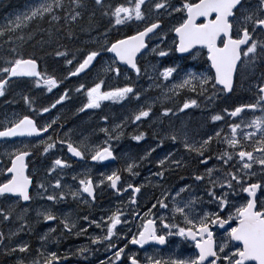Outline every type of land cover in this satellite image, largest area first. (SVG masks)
<instances>
[{"label":"snow or ice","instance_id":"snow-or-ice-1","mask_svg":"<svg viewBox=\"0 0 264 264\" xmlns=\"http://www.w3.org/2000/svg\"><path fill=\"white\" fill-rule=\"evenodd\" d=\"M91 5L90 10L88 0H33L24 10L6 17L0 24V97L21 88L20 98L30 113H13L0 122V141L12 145L3 153L7 163L0 161V176H3L0 180V224L17 225L14 230H0V255L14 257V264H64L69 259L46 247L50 241L59 243L52 236L57 228L49 227L47 233L40 235L39 248L17 239L22 233L31 234L29 216L34 211L37 222L54 221L61 233L67 235L80 236L87 232L78 223L80 220L87 221L89 227L95 225L102 229L101 235L89 237L91 245H103L111 253L107 261L101 260L100 264H264V0H184L180 6L172 0H116L115 3L91 0ZM161 10L168 16L173 13L181 16L171 28L175 34L171 46L161 47L157 43L150 47L153 39L168 40L162 28ZM97 12L108 21L100 33L102 39L91 37V32L97 30ZM86 14L89 17L87 27L81 26L80 31L88 32L98 46L75 51L63 44L53 48L52 55L63 58L62 62L69 66L67 76L61 78L55 69L50 73L42 66L45 63L42 58L25 48L32 42L43 46L58 44L62 38L77 39L76 26L85 20ZM133 22L142 27H137L133 34L109 39L110 33L120 32L123 26ZM106 53L112 54V62L102 69L103 72H111L119 78L122 76L119 65H122L126 72L134 74L136 82H131L132 75H125L127 82L107 86L105 79L98 75L91 85L80 83L75 92L82 93L85 101L79 112L100 109L104 101L135 102L129 120L137 126V133L131 137L137 143L146 141L149 135L139 128L142 123L150 122L154 115L156 99L147 95L153 87L159 88L165 99H171L170 94L179 95L181 90H188L215 103L221 94H234L238 81L247 80L251 81L248 90L252 92V99L231 110H222L233 118L231 121H225L223 114L210 113L213 124L225 121L226 133L224 128H214L202 135L190 134L187 128H170L163 135L157 133L161 138L156 147H162L168 140L181 145L191 157V183L181 177L185 179L183 186L164 188L162 183L158 185L161 189L159 198L142 216L135 208L129 213L117 207L106 220L97 221L89 215L74 217L71 212L57 213L52 209L69 199L85 205L94 204L97 188L105 186L121 195L130 190L128 204L137 206V195L142 186L122 183V173L138 175L135 170L140 164L135 160L126 161L123 169L101 172L97 178L90 172L78 173L72 176L76 182L73 188L62 183L63 173L72 169L73 164L63 158H52L55 157L54 150L58 145H66L71 157L78 161L90 160L95 165L116 161L117 145L113 142L120 141L124 135L126 121L114 127H101L105 136L102 144L91 143L88 138L73 141L70 133L56 134L57 129L63 127L58 119H42L44 113H50L57 105L71 99L69 90H63L49 106L37 108L34 107L32 89L52 93L61 87L64 79L87 74L94 62L99 63L97 58L103 59ZM177 53L179 57H176ZM148 55L172 59V66H161L162 70L156 65L144 67L141 61ZM197 56H206L204 63L210 65L208 72L211 74L187 71L173 59ZM258 68L261 71L256 78ZM144 76L152 83L141 90L139 80ZM195 107H200L198 99L190 98L178 111ZM174 114L171 107H165L162 113L165 117ZM103 120L107 124L109 117L104 116ZM197 135H200L199 139ZM156 147L146 150L140 160H148ZM36 148L50 159L43 177L38 172H29ZM158 165L161 170L154 175L161 181L165 172L188 167L183 158H176L173 153L159 159ZM197 188L202 189L203 196ZM37 197L52 202V205L42 210L33 208L31 202ZM157 205L167 210V214H153L152 209ZM129 216L140 219L130 238L121 227L132 224ZM220 230L224 234L217 237ZM174 237L191 244L193 254L164 255L161 249L151 254L145 251L141 255L129 247L135 245L145 249L146 245H157L171 248L176 243L171 239ZM121 240L125 241L122 247ZM92 251L90 247H82L72 255L87 260Z\"/></svg>","mask_w":264,"mask_h":264},{"label":"rangeland","instance_id":"rangeland-1","mask_svg":"<svg viewBox=\"0 0 264 264\" xmlns=\"http://www.w3.org/2000/svg\"><path fill=\"white\" fill-rule=\"evenodd\" d=\"M20 2H24V3L22 5H20V6H18V7H15L14 9L5 11L0 16V24H2L5 21L6 17H8V16H10V15H12L14 13H18V12L24 10L27 5H29L30 3L33 2V0H27V1L21 0ZM183 2H184V0H172V3L175 4L176 6H180ZM17 5H19V4H17ZM3 9H4V7L0 6V11H3ZM161 12L163 14L160 16V19L161 18L163 19V16L164 17L168 16L167 13L163 12V10H161ZM152 15H153V18H156V14L155 13H153ZM180 16H181L180 13H173L172 16H168L169 23L166 26L167 29L164 31V33H166L168 35V40L166 42L169 44V46H171V40H172V37L174 36L173 34H171V28L178 22V19H179ZM136 23L137 22H135V24ZM141 26L142 25H140L138 23L137 27H141ZM125 32H123V33H125ZM96 36H99V35H96ZM87 41L92 43L91 38H89L87 40H84L83 42H87ZM65 42H66V40L62 38L61 39V43H65ZM83 42H79V43L80 44H86V45L88 44V43H83ZM60 45L61 44H58V46H60ZM153 46H155V45H153ZM40 47L43 50H49V53H46L45 55L39 54L40 57L42 58V60L44 62L46 61L42 66L46 67L50 73H51V71H53V69L56 68L55 69V73L57 72L56 74L61 76V78H63L64 75H67V71H66L67 68L66 69L62 68L63 67V64H62L63 63L62 62L63 58H60V61L62 63L61 62H56L55 65H52V67H51V64L47 63L48 59L55 58L52 55L54 45H48V48H45V46H40ZM161 47H166V46L163 45ZM41 48L33 50V53H35V54L39 53ZM176 57H178L177 54H176ZM173 59H175V63L179 64L182 69H186L187 71L206 72L207 74H210V72H208V69H209L208 66L202 60V56H197L196 58H193V60H188L185 64L180 59H176V58H173ZM155 60L156 61H154V56L148 55V56L145 57L142 65L144 67H148L149 65H156L157 67H160L161 70H162L161 66H172V63H173V60L169 59L167 57H164V58L157 57V59L155 58ZM111 62L112 61H111L110 57L105 55V60L102 63H100L98 65V67L96 66L97 68L96 67L94 68V71L90 74V78H88L89 75H87V76H84V77L83 76L71 77L68 80L64 79L63 83L61 84V87L59 89H54L52 93H48L46 90H40V89L33 88L32 89V96H33V99L35 101L34 107L40 108V107L49 106L52 102H54V100L58 97V95L62 93L63 90H69V96L71 97V100L73 101L72 103H74L78 96L83 95L82 93L75 92V88L78 87L80 83H84L85 85H91L97 79L98 75L102 76L105 79V82H106L107 86H112V85H116V84L122 85L123 83L127 82L124 79L125 75H132V81L131 82L132 83L136 82V77L134 76V74L130 73V72H126L125 71V67H122L120 65L119 66L121 67L122 76L119 77V78L115 77L114 74L111 73V72H103L102 69L107 67ZM74 63H75V61H74ZM189 64H190V66H188ZM259 70L260 69H257V71H259ZM149 72H151V68L150 67H149ZM182 75H183V73H182ZM258 77H259V75L256 76V78H258ZM151 83H152V81H150L147 78V76H144L142 79L139 80V84L141 86V90H144L145 87L147 85L149 86ZM250 84H251V81L247 82L245 85H243L242 88H239V93L242 92V91L243 92L249 91L248 89L250 87ZM17 88H18V90H21V88H19V87H17ZM155 90L158 92L160 89L159 88H155ZM159 93L160 94H157V95H154V96H149V97H151L153 99H156V103H158V102H161V103L178 102L179 100H181L180 96H184L183 102L188 100V99H190V98H193V97L185 96V95H187L189 93H193V92L188 91V90H181L179 95L170 94L171 95V99H165L163 97L161 91ZM36 94H40V95L36 96ZM51 96H52V98L50 99ZM250 96H251V99H252V92H250ZM40 97H44L45 98V101H43V102H45V105L43 103L40 104V102L37 101V99L40 98ZM237 97L238 96H235V97L231 98V100H234ZM82 99H83V102H84L85 101V96ZM83 102L78 104V108H76V106H73V110L71 111L73 113L68 115L69 118H73V116L78 114L77 112L79 110H77V109L80 108V106H81V104ZM110 102H111V104H108V101H104L102 103V105H101V109H102L101 110V116L98 117L100 119V124L97 126L95 123L94 124L92 123L91 127L85 133L87 135H85L84 138H88V140L91 143H94V144H97V145L103 143V141L105 139V136H104V133H102L100 131L101 127H114L115 124L124 123L126 121L125 127H124V133L127 132L130 135V137H132L133 136L132 132H136L137 131V129H134L133 127L130 128V125H132L133 123L129 120L130 114L132 112H134V110H135V107H136L135 102H133L132 104H128L127 102H124V104L114 103L112 101H110ZM149 102H151V101H149ZM228 103L229 102L227 100V104ZM67 106H68V104L65 105V107H67ZM180 106H182V104ZM198 108L199 107H195V108H192V109H194V110L197 109L198 110ZM202 108L203 107L199 108V110H198V112L196 114L197 116H196L195 120H191L190 125H189V122H187L188 118H186L184 115L183 116H175V114H177L179 112L178 109L176 111H174L175 112L174 115H171L170 117H165V116L162 115L163 110H164V108H163V109H161L162 111L158 115H155V116L151 117V124L149 126L152 129L155 130V136H157V133H160V134L163 135L170 128H187L190 134L191 133H199L200 135H202L204 132H211L214 128L216 130H219L220 128L227 129V124L225 123V121H231L233 119V118L228 117L227 115H225V121H220V122H216L215 124H213L210 121V114H208L207 112L203 111ZM65 110H67V108H65L63 111H65ZM63 111H60V112H63ZM185 112H191V111H184V112H181V113H185ZM13 113H15V112H13ZM13 113H9L8 117H11ZM24 113L27 114L26 111ZM153 114H154V111H153ZM207 114H208V121H209V123H211L213 125V127H209L208 124H206V123H208ZM211 114H215V112L213 111V112H211ZM104 116H108L109 117V121H108L107 124H105V122L103 120ZM79 117L80 116L78 115L76 117V119L79 118ZM89 117L93 118V116H89ZM48 119H57V117L56 116L55 117H47L46 120H48ZM85 120H90V119L87 118ZM176 120L178 121V124H177ZM76 122L77 121L73 122V120H71V124H75ZM161 123H162V125H161ZM61 125L63 126V124H61ZM134 125H136V124H134ZM126 129H128V130H126ZM130 129H133V131L131 132ZM74 131H75V129H73L72 131L70 129L69 131L63 132L62 128H59V129H57V133L56 134L59 135V136H64L65 134L70 133L71 134L70 138L73 141H77L72 136V133ZM139 131H140V128H139ZM148 133L151 134L150 131H148ZM200 135H197L196 138L199 139ZM157 137H154V138L157 139ZM130 139L133 141V143H127V144H129L131 147H129V145L126 146V144L121 145L120 141L113 142L114 144L117 143L116 149H117V153H118V161L116 163H114L112 165H106V166L104 165V167H103L104 170L97 171L95 174L93 173V171L91 169H85V170H83V173L84 172H90V173H92L94 178H97V177H99V174L102 171L107 173V172H110L111 170L123 169L125 167V162L126 161L130 163L133 160H135L139 164L140 163H144L145 161L142 162L140 160V157H143V155H144L143 150H147L150 147V145H151V147H156L155 144L157 143V140H154V142H151V144H150L149 143V138L146 139V141H141L139 143L134 141L132 138H130ZM179 146H181V145H176V147H173L171 150L159 151V152L155 153L156 158L152 159V164H157V169L154 172L147 173L146 175L143 174V173L141 174L140 173V170H141L140 167L135 170V171H137L139 173L138 175H135V176H130L127 172H123L127 176V180L125 181V183H132V184H135V183L137 184L138 183L139 185H141V186H143L145 188V191L142 193V195L140 197V200H139V203L135 207L134 206H129V204H128L129 194L122 196L121 199L116 200L114 203L110 202L109 204L106 205V207H102L100 215H102V211H104V214H103L104 220H106L107 219V215L111 211H115V209L117 207H120L125 212H129V213L133 210V208H135L136 210L138 208L139 209H144L148 205V203L151 201L152 197L155 194H157V189L160 188L158 185H160L161 183L163 184L164 188H169L168 186L166 187V179H167L168 176L165 175L164 180L161 181L159 177L154 175V173L161 170L159 168V165H158V160L165 158V156L168 155L169 153H173L176 158H183L184 161L188 158L189 155L186 152L180 151ZM122 147H123V149H122ZM215 147L216 146L214 145V148ZM54 151H57L56 155H58V158H63V159L68 160V158L65 156V145L64 146L58 145L57 146V150L55 149ZM4 152H2L1 155H0V161H2L3 163H4V159L2 157H6L3 154ZM47 160H48L47 158H44V163L45 164H47L46 163ZM37 162L39 163V159H37ZM209 163L211 164L212 162L210 161ZM202 170L203 169H201V171ZM2 179H3V176H0V180H2ZM137 179H142V180L139 181ZM72 186H73V188H75L76 185H72ZM101 190H103V188H101ZM107 190L109 191L108 187H107ZM196 190L199 193V195H201V196L204 195V193H203L201 188H197ZM99 192H100V187H99ZM156 199H157V196H156ZM68 202H69V200L66 201L64 204H62L60 206L62 207L63 205H68ZM85 206L89 207V208H92V209H97L98 208L97 203L89 204V205H85ZM149 207H151V205ZM65 211L71 212L70 210L68 211L66 209H65ZM81 212H83V211H79L78 213L80 214ZM73 213H74V211H73ZM87 215H89V213H87ZM75 216H76V213H75L74 217ZM29 219H32V217H30ZM90 219H94V217H92ZM99 219H101V217H99ZM78 223L81 225L80 221ZM36 224H38V222H36ZM3 225L4 224H0V227H2ZM16 226H17L16 224H7V230H9V229H13L14 230L16 228ZM87 227H89V226L88 225L85 226V228H87ZM100 230H102V229H100ZM101 234H102V232L101 233L97 232V234H93V232H90L89 236L90 237H94L96 235H101ZM52 236L56 239V234L55 233H53ZM82 236H83V234L80 235V236H76L75 234H73V235H71V237L69 239H71V238H73V239H82ZM87 239H88V237H87ZM62 240H64V239H62ZM21 241H26L27 242V240H21ZM60 242H62L61 239H59V248H62V244H64V242H62V243H60ZM82 243L83 242L79 243V245L82 244ZM48 245H54V242L50 241V242H48ZM71 246H73V245H66V247L63 248V252H66L68 250L67 254H68V252L70 254H72V250H70V248H69ZM77 246H78V244H77ZM37 247L39 248V245ZM75 247H76V245L73 246V248H75ZM102 247H103V245H102ZM53 248H54V246H52L51 250H54ZM55 250L58 251L59 249L55 248ZM11 258L12 257H4L2 261L10 260Z\"/></svg>","mask_w":264,"mask_h":264},{"label":"bare ground","instance_id":"bare-ground-1","mask_svg":"<svg viewBox=\"0 0 264 264\" xmlns=\"http://www.w3.org/2000/svg\"><path fill=\"white\" fill-rule=\"evenodd\" d=\"M25 1H27V0H25ZM5 2H6V0H5ZM113 3H115L116 2V0H113L112 1ZM24 2H18V4L19 5H16V7H18V6H20V5H22ZM27 3V2H26ZM6 4H3L2 5V7H4V9H3V11H0V16L5 12V11H8V10H11V9H14V8H6V6H5ZM103 22H101V23H97V24H99V26L97 25L96 26V31H93V32H91V37L93 38H97V37H99V38H102V37H100V33L104 30V28H105V26L107 25V20L105 21V20H102ZM101 25V26H100ZM127 32V31H126ZM125 32V33H126ZM125 33H121V34H125ZM120 33H117V35H119ZM96 35H99V36H96ZM113 36V33H110L109 34V39H110V37H112ZM90 38V36H89V33L88 32H84L83 33V35H82V37H80V38H78V42H83L84 40H87V39H89ZM83 43H88L87 45L86 44H80V45H82V46H84L85 48L84 49H86V50H89V49H92V48H95V47H97L98 45L97 44H95V43H90V42H83ZM90 46V47H89ZM93 46V47H92ZM54 47H59L57 44H55L54 45ZM92 47V48H91ZM38 57H40V55H38ZM78 57H80V56H78ZM46 62V61H45ZM56 62H61L60 61V57H55V58H53V59H48L47 60V63H49V64H51V67H52V65H55V63ZM62 63V62H61ZM63 64V69H66V68H68L69 66L68 65H66L65 63H62ZM56 69V68H55ZM59 70V69H58ZM61 71V70H60ZM63 73V72H62ZM88 78H90V75L88 76ZM16 90H18V88H16ZM238 93V94H237ZM151 94V92H148L147 93V95H150ZM40 94H36V96H39ZM235 96H238L236 99H234V100H231V98H233V97H235ZM193 98H196V97H193ZM198 99V102H199V104H200V107H203L202 109H203V111H205V112H207L208 114H210L211 112H219V111H222L223 109H225V108H227V109H232V107L233 106H235V105H237L238 103H240V102H247V101H250L251 100V96H250V92L249 91H246V92H240L239 93V89L236 91V93H235V95L234 96H232V97H228V96H226V95H224V94H221L218 98H216V100H215V103H212V102H209L206 98H205V96H200V97H198L197 98ZM14 100H15V104L16 105H21V103H20V101L18 100V99H16V98H14ZM227 100H228V104H227ZM37 101H39V102H43V101H45V98L44 97H40V98H38L37 99ZM178 104H179V106H180V104L181 103H178V102H168V103H156L155 105H154V107H153V111L155 112L154 113V115H158L162 110V108H164V107H171V108H173V110L174 111H176L177 109H178ZM199 107V108H200ZM199 108H198V110H199ZM198 110L196 109V110H188V111H191V112H185V113H181V112H178L177 114H175V116H185L186 118H188V120H187V122H189V125H190V122H191V120H195V118H196V114H197V112H198ZM8 113V112H7ZM71 113H73V112H69L66 116H64V117H66L67 119H69L68 118V115H70ZM0 114H1V116H6V115H8V114H6V107H0ZM6 114V115H5ZM208 114H207V121H208ZM115 115V114H114ZM78 116V114L77 115H75V116H73V118H76ZM70 120V119H69ZM175 120V119H174ZM176 122H177V124H178V121L176 120ZM96 124L97 126L99 125L98 123H96V122H92L91 120H85V119H81V118H79L78 120H77V122L74 124V126H71V120H70V126H68L67 128H70V129H78L77 131H78V134H81V139H83L84 138V136L85 135H87V134H85L86 132H87V130L91 127V124ZM206 124H208V126L209 127H213V125L211 124V123H209V121H208V123H206ZM161 125H162V123H161ZM71 130V131H72ZM83 133V134H82ZM97 138V137H96ZM161 137H158L157 138V140L158 139H160ZM129 144H126V146H128ZM176 145H179V144H173L171 141H168V140H165V142H164V144H163V146L162 147H156V150L157 151H155V152H153L152 153V155H151V157L148 159V160H146L144 163H140V168H141V170H140V173L142 174H147V173H150V172H154L156 169H157V164H152V159L153 158H156V156H155V153L156 152H159V151H166V150H171L173 147H176ZM155 146H156V144H155ZM129 147H131L130 145H129ZM128 147V148H129ZM149 148H151V145H150V147ZM148 148V149H149ZM179 148H180V151H182V152H185V150L183 149V147L182 146H179ZM122 149H123V147H122ZM121 149V150H122ZM147 149V150H148ZM145 152H146V150H143V153L145 154ZM47 158V157H46ZM48 160L46 161V163H49L50 162V159L49 158H47ZM185 163L188 165V167H185V168H182V169H177V170H174V171H172V172H168V173H170L169 175H168V178L166 179V187L168 186H172V187H179V186H181L182 184H183V179H181V177H185L186 175H189L191 172H192V170H193V161L191 160V157L190 156H188V158L185 160ZM180 172V173H179ZM179 173V174H178ZM174 174H178L177 175V180H174V181H172V183H170L169 181L171 180V178H172V176L174 175ZM122 177L125 179V180H127V176L124 174V173H122ZM137 180H142V179H137ZM189 180V179H188ZM175 182V184H173ZM105 189V192H106V203L109 201V199L111 198L110 196H109V192H108V190H107V187L105 186V187H103V190ZM160 191H161V189L160 188H158L157 189V192L158 193H160ZM100 195H103V191L100 193ZM155 199H156V194L152 197V199H151V203H155ZM69 200H71V199H69ZM77 203H81V202H77V201H73V200H71V201H69L68 202V205H70V206H72V205H74V204H77ZM74 213H76L75 211H74ZM30 221H35L34 219H30ZM8 230H5V232H7ZM38 238V236H36L35 238H32V237H30L29 235H22L21 234V236H19V237H17V239L18 240H22V239H24V240H27V242H29V243H31L32 244V246H33V244L35 243V240ZM5 256H3V255H0V259L1 258H4Z\"/></svg>","mask_w":264,"mask_h":264},{"label":"flooded vegetation","instance_id":"flooded-vegetation-1","mask_svg":"<svg viewBox=\"0 0 264 264\" xmlns=\"http://www.w3.org/2000/svg\"><path fill=\"white\" fill-rule=\"evenodd\" d=\"M189 97H196V93H191L188 95ZM182 101H180L181 103ZM179 103V101H178ZM16 107L18 108V110L20 111H23V107L21 105H16ZM10 113V110L8 108H6V114ZM69 112H66V113H61L59 114L58 116V120H59V123L63 124V127H62V130H70V128H67L68 126H70V120H73V122L77 121L79 118H69L67 119L66 116ZM5 114V115H6ZM1 116V114H0ZM46 120V119H45ZM92 122H96L98 124H100V120L96 119V120H91ZM71 126H74V124H71ZM72 130V129H71ZM78 129H76L73 133H72V136L76 139V140H80L81 139V134H78ZM83 134V133H82ZM165 142V141H164ZM160 148V147H159ZM180 173V172H179ZM178 173V174H179ZM167 174L169 175L170 173L167 172ZM178 174H174L171 178V180L169 181L170 183H172V181L174 180H177V175ZM175 184V182L173 183ZM103 191V195H99L98 196V208L97 209H92V208H89V207H86L84 204L82 203H77V204H74L72 206L70 205H63L62 207L59 205L58 207H54L52 210L53 211H56L57 213L59 212H65L67 213L66 210H70L71 213L73 214V216L75 215V213H73V211L76 212V216L79 215V216H84V215H87V213H89V217L92 218L94 217L95 220H98L99 219V215L101 214V210H102V207L106 204V193H105V189L104 190H100V193ZM71 201V200H69ZM50 207V206H49ZM43 209V208H42ZM79 211H83L81 212L80 214L78 213ZM87 212V213H86ZM139 212H142V209L139 210ZM153 214L159 216V215H163V214H160L157 212V210L153 211ZM142 216V214H141ZM129 218L131 219L132 221V224L129 225V226H121L123 229H124V233L125 235H127L129 238L131 237L132 234L135 233L136 231V226H138L140 224V219L139 218H133L131 216H129ZM34 219L35 221H30L31 223V227H32V232L31 234H24L22 233V235H29L30 237L32 238H35L36 236H38V238L35 240V243L33 244V247L34 248H38L37 246L39 245L40 247V241H39V237L40 235H42L41 233H47L48 232V229L49 227H53V228H57V232L55 233L56 234V237H58L59 239H61L62 242H64V244H62V248H59V243H56L57 246H55L53 249L55 250V248H58L59 250L57 251L58 254L60 255H67L69 257L68 260L64 261V264H100V260H99V247L98 246H94V245H91L89 244L88 246L86 247H90L93 251L88 254V259L87 260H82L80 258L76 256H73L72 254H70L68 252L67 254V251L66 252H63V248L66 247V245H75L76 243H79L81 241H85L88 237L89 239V233L90 232H93V234H97L98 232V228L95 227V225H93L92 227H87V232L85 234H83L82 236V239H69L71 237V235H67V234H64V233H61L60 231V228L57 227V224L56 222H43V221H40L38 222V224H36L37 220L36 218H32ZM81 222V225L83 226H86L88 223L87 221H83V220H80ZM37 225V226H36ZM128 227H131V231L129 232L128 231ZM128 233V234H126ZM223 230H220L216 233L217 237H221L223 235ZM21 236V235H20ZM64 239V240H62ZM69 239V240H68ZM173 239L174 241H176L175 244L172 245L171 248H169L168 246H157V245H146L145 246V249H139V246H135V245H129V247L133 250V251H139L141 255H144L145 254V251H147L149 254L157 251V250H161L163 249V253L164 255H183V256H189V255H192L193 252H194V248L191 244L187 243V242H181V239L182 238H179V237H174V238H171ZM24 240V239H23ZM60 242V243H62ZM219 242V240H218ZM125 243V241L122 242V245ZM46 247L48 249H52V245H47L46 244ZM72 250V249H70ZM102 250V249H101ZM73 252V250H72ZM3 258L0 259V263H1V260Z\"/></svg>","mask_w":264,"mask_h":264},{"label":"trees","instance_id":"trees-1","mask_svg":"<svg viewBox=\"0 0 264 264\" xmlns=\"http://www.w3.org/2000/svg\"><path fill=\"white\" fill-rule=\"evenodd\" d=\"M20 1H21V0H6V2H5V0H0V6H2L3 4H6V5H5L6 8H14V7H16V5L18 4V2H20ZM112 1H113V0H111V2H112ZM88 3H89V9L91 10V9H92L91 0H88ZM88 20H89V17H88V15L86 14V15H85V20L82 21L80 25H77V26H76V29H75V30H76V36H77L78 38L82 37V35H83V33H84V32H82V31H80L81 26H83V27L86 28V27H87V24H88ZM102 20H105V21H106L107 18H101L99 12H97V18H96V21H95L96 26H97V25L99 26V24H97V23H101V22H103ZM107 22H108V21H107ZM100 26H101V25H100ZM44 27H47V25H44ZM132 30H133V26H132V24L129 25V26H123L120 32H115V31H113V32H112V33H113V36L110 37V39L113 38L114 36H116L117 33H120L119 35H120V36H123V35H125V34H129V33H131ZM125 31H127L125 34H121V33L125 32ZM78 38H77V39H73V40H66V39H65V40H66L65 43H61V40H60L58 44L66 45L67 48H69V49H71V50H73V51H75V50L78 49V48H79V49H82V50H86V49H84V48H85L84 46L80 45V43L78 42ZM58 44H57V45H58ZM40 46H41L40 44H38V43H36V42H32L31 45L26 44V45H25V48L27 49V51H28L29 53H33V50L41 48ZM43 46H45V48H48V45H47V44H46V45H43ZM89 47H90V46H89ZM46 53H49V50H43V49L41 48L40 52H39V53H36L35 55H37V56H38L39 54L45 55ZM78 56H79V54L77 55V59L80 58V57H78Z\"/></svg>","mask_w":264,"mask_h":264},{"label":"water","instance_id":"water-1","mask_svg":"<svg viewBox=\"0 0 264 264\" xmlns=\"http://www.w3.org/2000/svg\"><path fill=\"white\" fill-rule=\"evenodd\" d=\"M111 54V53H110ZM76 159H78V158H76Z\"/></svg>","mask_w":264,"mask_h":264}]
</instances>
